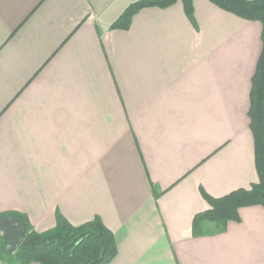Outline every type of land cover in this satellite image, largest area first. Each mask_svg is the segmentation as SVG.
I'll return each mask as SVG.
<instances>
[{
  "label": "crops",
  "instance_id": "1",
  "mask_svg": "<svg viewBox=\"0 0 264 264\" xmlns=\"http://www.w3.org/2000/svg\"><path fill=\"white\" fill-rule=\"evenodd\" d=\"M137 1L0 0V214L38 233L57 214L98 217L108 264H264L261 206L191 234L201 191L257 182L247 114L261 25L192 0L195 26L176 2L111 29Z\"/></svg>",
  "mask_w": 264,
  "mask_h": 264
},
{
  "label": "trees",
  "instance_id": "2",
  "mask_svg": "<svg viewBox=\"0 0 264 264\" xmlns=\"http://www.w3.org/2000/svg\"><path fill=\"white\" fill-rule=\"evenodd\" d=\"M220 10L237 18L261 25V51L251 77L249 93V130L253 138L257 182L247 189H237L225 196L212 198L201 191L208 209L194 216L193 237L222 233L228 222H238V210L245 207L264 208V0H208ZM180 2L187 20L195 26L192 0H139L129 5L111 29L126 31L132 17L142 9L171 7ZM23 222L25 233L13 254H8L0 235V260L4 264H108L116 254L112 233L95 217L73 226L56 215V227L46 233L36 232L26 216L17 212L0 214Z\"/></svg>",
  "mask_w": 264,
  "mask_h": 264
},
{
  "label": "water",
  "instance_id": "3",
  "mask_svg": "<svg viewBox=\"0 0 264 264\" xmlns=\"http://www.w3.org/2000/svg\"><path fill=\"white\" fill-rule=\"evenodd\" d=\"M24 233L25 226L19 219L14 217L0 218V234L8 254H13L17 250Z\"/></svg>",
  "mask_w": 264,
  "mask_h": 264
},
{
  "label": "rangeland",
  "instance_id": "4",
  "mask_svg": "<svg viewBox=\"0 0 264 264\" xmlns=\"http://www.w3.org/2000/svg\"><path fill=\"white\" fill-rule=\"evenodd\" d=\"M1 235V234H0ZM4 264V263H3Z\"/></svg>",
  "mask_w": 264,
  "mask_h": 264
}]
</instances>
